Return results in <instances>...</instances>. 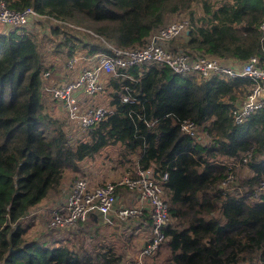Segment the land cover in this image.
<instances>
[{"label": "trees", "instance_id": "obj_1", "mask_svg": "<svg viewBox=\"0 0 264 264\" xmlns=\"http://www.w3.org/2000/svg\"><path fill=\"white\" fill-rule=\"evenodd\" d=\"M5 1L13 10L31 6L52 19L53 48L67 59L141 47L159 27L178 20L188 32L170 41L174 49L192 57L264 60V0ZM45 60L35 34L0 32V264H126L124 243L118 249L97 231L83 240L27 235L26 217L57 201L66 173L79 172L81 161L107 146L120 148L131 162L123 172L139 166L153 177L165 169L169 174L165 199L176 226L164 230L161 264H264V194L254 200L219 187L226 174L220 163L245 152L248 174L241 180L237 170L236 183L249 191L264 177V106L241 123L231 116L250 80L183 76L159 62L119 69L104 82L106 106L116 113L82 130L62 103L64 119L49 111ZM125 88L133 103L121 101ZM187 118L200 132L197 142L180 130ZM70 130L81 133L73 138Z\"/></svg>", "mask_w": 264, "mask_h": 264}, {"label": "built area", "instance_id": "obj_2", "mask_svg": "<svg viewBox=\"0 0 264 264\" xmlns=\"http://www.w3.org/2000/svg\"><path fill=\"white\" fill-rule=\"evenodd\" d=\"M40 16L31 6L16 11L8 7L5 0H0V25L10 27L12 30L20 31L18 28L31 25V22ZM260 30L264 38V18ZM186 31L185 21H173L159 27L141 47L113 48L111 55L98 53L90 57H70L65 67L67 70H73V76L63 80L52 78L50 71L44 72L43 91L51 98L59 100L69 120L85 130L116 113L113 108L98 106L90 99L105 92L106 77L115 76L119 69H127L133 65L159 62L168 66L174 73L183 76L196 74L207 79L218 75L222 78L250 80L251 84L246 93L231 109L235 123H241L264 106V60H260L257 56L250 57L244 62L228 61L207 55L192 57L182 49L170 47V41ZM77 60L86 62L80 69L74 70V66L76 68L78 64H76ZM120 99L123 103L134 102L127 93V88L120 94ZM179 126L182 134L196 142L199 140L200 132L193 120L184 119ZM249 157L250 153L245 152L235 160L220 163L226 168V174L219 183L224 194L237 193L250 196L254 200H259L264 194V177L249 191L236 183L237 170L246 166ZM168 179L169 174L166 169L157 177L152 175L149 177L139 166L106 179L100 185H90L83 178L75 179L70 185L66 199L49 209L47 227L50 229L77 227L79 223L86 222L92 212H97L110 224L115 222L114 225L117 226H120L118 223L121 222L137 220L134 231L139 235L142 246L139 251L131 254L130 264H141L143 258L151 257L162 244L167 242L168 237L164 230L176 226L169 215L165 199L164 184ZM120 187L135 191L144 205L117 204L116 191ZM146 206L148 215L144 218Z\"/></svg>", "mask_w": 264, "mask_h": 264}, {"label": "rangeland", "instance_id": "obj_3", "mask_svg": "<svg viewBox=\"0 0 264 264\" xmlns=\"http://www.w3.org/2000/svg\"><path fill=\"white\" fill-rule=\"evenodd\" d=\"M53 24H54V21L52 19L42 17L40 19L37 18L33 20L31 22V25L21 27L18 29L20 31L30 32L37 36V38L39 39L41 43V53L44 59H46L45 62L48 61V69L46 70L51 71L50 75L52 76L53 74H56L54 75L55 78H57L58 76L59 78L66 80L69 77L73 76V70L66 69L65 64L68 59L65 57V55L62 52L53 48L56 44L55 41H52L54 39V36L51 34V27L53 26ZM79 28H82V27H79ZM9 29L10 27H5L3 25H0V32L1 31L7 32ZM85 62H86L85 60H77L76 64L77 63L78 64L76 68L74 66V70L80 69L82 66L85 65ZM106 93L107 92L105 91L104 93L98 94L95 97H92L90 99H92V102L94 104L108 108L106 105L108 103L109 97ZM44 99L48 105L49 111L51 112L53 116L61 117L63 119L65 118V113L61 106V102L59 103L55 101L54 99H52L51 96H49L47 92H44ZM70 131L72 133L73 138L79 137L78 134L81 133L78 131H75V132H73L72 130ZM130 165H131V162L129 160L127 161L126 158H124L123 154H121L120 152V148L118 149V147L116 146H107L101 149V151L98 154H96L94 157L86 158L83 161H81L79 172L66 173L65 184H64L65 191H69L70 185L75 179L83 178L87 180L90 185H93V186L100 185L103 182H105L106 179L119 175L120 173L124 171L125 168L129 167ZM247 174H248L247 170L245 168H242L241 171L238 173V177L239 179H241L242 176H245ZM44 204L39 205L35 209L36 211H34L32 215L28 216L25 219V222L30 223L29 228L27 230L28 232L27 235L29 236V238H34L36 236H39L41 240L43 239L48 240L49 238H58V237L59 238H71L72 237L75 239L83 240V238L85 239V237H87V235H89L90 233H94L95 231H97L98 238L101 239L102 237L104 238L105 241H107L106 236H107L108 229L100 222H99V225H94V226L90 225L91 227L88 226L87 223H85L83 225H80L78 229L66 228L65 230L62 229V230L51 231L50 228L47 227V222L49 219V209H50L48 207L50 205L46 203ZM142 204L144 205L143 202ZM45 207H47V211ZM104 220L105 219L103 218L102 221L107 222ZM134 240L140 241V237L135 236ZM85 241L90 242V238H87V240ZM127 242H128L127 244L129 247L130 245L134 246L131 242L129 241ZM115 243H116L117 248L119 249L121 245L120 242L116 241ZM139 245H140L139 248L135 247L134 251H132L131 249L128 250V253L126 254V257H127L125 261L126 264H130L131 254L141 249L142 241ZM116 251L120 252L119 250H116ZM165 253L166 251H165V245H164L158 250V252L155 255H152L151 258L146 259L147 260L146 264H151L150 262L151 260H154V258H157L155 259V261H157V264H161V262L163 261V257L165 256Z\"/></svg>", "mask_w": 264, "mask_h": 264}, {"label": "crops", "instance_id": "obj_4", "mask_svg": "<svg viewBox=\"0 0 264 264\" xmlns=\"http://www.w3.org/2000/svg\"><path fill=\"white\" fill-rule=\"evenodd\" d=\"M54 75H56V74H53V76L51 75V77L55 78ZM57 78L61 79L58 76H57ZM68 192L69 191L64 190V192L57 199V201L53 200V201L47 202L46 204L50 205L48 208L52 209L53 207L57 206L59 203L63 202L66 199ZM116 197H117V199H116L117 204H119L121 206H137V205L142 204L140 199L138 198L137 193L131 189L119 188L116 192ZM45 208L47 211V207H45ZM147 215H148V208L146 206L143 217L147 218ZM102 219H103L102 216L98 215L97 212H92V214H90V216L87 218L86 223L88 226H90V225L94 226V225H99V222H100L105 227H107V229H108L107 230V236H106L107 241L110 244H116L115 243L116 241L120 242L121 245L124 243V249H125L124 252H126L125 254H127L128 250H130V249L131 250L135 249V247L139 248V246H140L139 244L141 243V241L134 240L135 236H139L137 234V232L134 231V230H136L135 224L137 223L136 222L137 220L121 222V223H118V225L120 224V226H117V225H114V224H116L115 222L113 224H110L108 222H103ZM127 241L131 242L134 246L130 245V247H129L127 244L128 243ZM121 245H120V247H121Z\"/></svg>", "mask_w": 264, "mask_h": 264}, {"label": "water", "instance_id": "obj_5", "mask_svg": "<svg viewBox=\"0 0 264 264\" xmlns=\"http://www.w3.org/2000/svg\"><path fill=\"white\" fill-rule=\"evenodd\" d=\"M186 32H188V30L186 31ZM152 174L150 173V172H147V176H151ZM220 187V186H219Z\"/></svg>", "mask_w": 264, "mask_h": 264}]
</instances>
